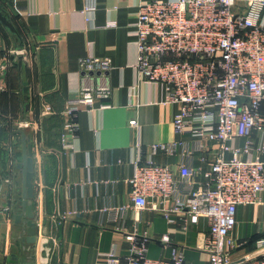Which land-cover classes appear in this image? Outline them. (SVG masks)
<instances>
[{
  "label": "crops",
  "instance_id": "obj_1",
  "mask_svg": "<svg viewBox=\"0 0 264 264\" xmlns=\"http://www.w3.org/2000/svg\"><path fill=\"white\" fill-rule=\"evenodd\" d=\"M149 1L0 0L21 38L16 43L0 26V264H9L10 255L20 252L11 210L15 194L19 195L15 164L21 157L17 130L23 120L34 129L30 142L38 227L35 259L23 264H39L44 227L51 249L48 264H107L108 254L117 264H125L129 244L124 235L133 232L147 236L150 258L169 257V247L160 242L168 235L171 244L182 250L185 264H209L208 256L196 249L201 236H207L204 218L184 228V213L167 222L149 209L135 212L128 207L118 221L102 212L131 206L129 180L135 163L152 162L176 170L182 162L206 171L216 152L212 148L193 151L191 157L181 158L180 148L172 155L159 147L153 150L180 141L186 150L193 145L190 136L174 133L177 107L163 105L162 87L145 81L135 67L133 24L138 5ZM90 2L95 9L87 24L84 9ZM16 50L24 54L21 69L19 58L13 56ZM82 58L109 59L111 67L84 76L79 68ZM104 87L110 89L109 98L95 99L92 108L81 106L76 136L63 143L62 112L67 103L77 100L83 89ZM46 108L50 113H43ZM133 120L137 128L129 126ZM256 137L252 135L254 141ZM244 142L240 139L237 144ZM231 236L242 244L232 255L234 260L251 254L253 240L264 236V206L239 207Z\"/></svg>",
  "mask_w": 264,
  "mask_h": 264
},
{
  "label": "built area",
  "instance_id": "obj_2",
  "mask_svg": "<svg viewBox=\"0 0 264 264\" xmlns=\"http://www.w3.org/2000/svg\"><path fill=\"white\" fill-rule=\"evenodd\" d=\"M94 9V2L84 9L87 24ZM132 36L137 72L162 87L163 105L177 107L174 133L192 138L191 150L181 141L153 150L159 147L172 155L180 148L181 158L193 151L216 152L206 171L182 162L176 170L135 163L129 180L131 206L102 212L118 221L128 207L135 212L149 209L167 222L184 213V228L204 218L207 236H201L196 249L208 256L209 264H264V236L239 260L232 255L242 244L231 236L239 207L264 206V0H151L138 5ZM110 67L109 59L79 60L84 76ZM109 96L108 87L83 89L77 100L67 103L63 143L76 136L80 107L92 108L95 99ZM18 126L34 132L29 121ZM129 126L137 128V122ZM240 139H245L242 146L237 144ZM124 239L129 244L125 264H185L182 250L168 235L160 242L169 247V257L158 259L147 255V236L133 232ZM105 258L107 264L118 263L112 254Z\"/></svg>",
  "mask_w": 264,
  "mask_h": 264
},
{
  "label": "water",
  "instance_id": "obj_3",
  "mask_svg": "<svg viewBox=\"0 0 264 264\" xmlns=\"http://www.w3.org/2000/svg\"><path fill=\"white\" fill-rule=\"evenodd\" d=\"M0 25L9 34L10 37L18 38V33L11 23L10 19L0 11ZM22 50L14 52L15 57L19 58L18 68L21 69L23 61ZM93 74L90 73L89 76ZM25 89L24 94L27 95V84L23 83ZM27 120H23L24 122ZM20 122V123H21ZM17 133L21 138L20 161L15 164L17 181L15 184V194L12 202V215L13 226L18 229L16 241L19 243V255L12 253L10 255L9 264H23L25 260L35 259L34 252L36 250L38 227L35 222V214L33 211V198H34V163H33V150L30 142L33 133L30 128L18 126ZM50 243L48 239V230L46 227L42 230V238L38 246V260L39 264H48L51 249L48 247ZM44 253V255H43Z\"/></svg>",
  "mask_w": 264,
  "mask_h": 264
},
{
  "label": "trees",
  "instance_id": "obj_4",
  "mask_svg": "<svg viewBox=\"0 0 264 264\" xmlns=\"http://www.w3.org/2000/svg\"><path fill=\"white\" fill-rule=\"evenodd\" d=\"M0 11H2L7 17H8V15L4 12V10H3V8L0 6ZM9 18V17H8ZM11 21V20H10ZM12 23V22H11ZM1 26V25H0ZM1 28L4 30V28L1 26ZM5 31V30H4ZM6 32V31H5ZM15 41H16V43H21V38H20V36H19V34H18V38L17 37H14L13 38ZM22 45V44H21ZM262 112L264 113V111H263V109H262ZM260 237H262V236H259V237H256L254 240H253V242H255L257 239H259Z\"/></svg>",
  "mask_w": 264,
  "mask_h": 264
}]
</instances>
